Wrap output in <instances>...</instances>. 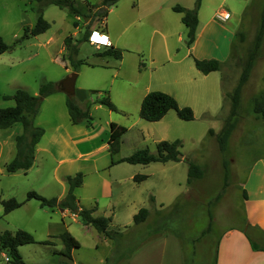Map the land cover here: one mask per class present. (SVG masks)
<instances>
[{
	"label": "rangeland",
	"instance_id": "374dc122",
	"mask_svg": "<svg viewBox=\"0 0 264 264\" xmlns=\"http://www.w3.org/2000/svg\"><path fill=\"white\" fill-rule=\"evenodd\" d=\"M86 1L98 4L101 0ZM195 2L196 0H192L189 8L194 7ZM37 3L34 0H0V35L11 45L7 51L0 54V107L14 104L11 98L3 96L12 94L16 88H22L29 93L35 90L38 92L39 84L44 78H49L56 83L73 72L71 70L60 74L61 68L50 61L48 53L52 52L51 50L56 51L62 45L65 36L74 31L76 35L73 39L77 43L78 57L93 61L99 59L96 53L101 48L96 49L94 45L89 44L88 39H83V36L86 26L90 32L99 29L103 24L102 18L92 22L82 18L81 28H74L71 14L56 5L49 6L43 13V17L50 26L42 35L29 36L18 42L24 27L33 26L37 20ZM221 10L230 13V18L224 22L214 17L215 13ZM197 12L199 22L197 31L202 24L205 22L208 24V20L212 21H209L210 23L195 41L194 46L189 49L185 43L186 28L176 17V29L183 33L181 41H177L175 37L171 38L174 44L171 52L176 55L168 60L162 57L161 61L156 63V70L154 69L152 73L147 71L141 62L146 56L140 51V47L136 53L126 54L124 57V71L135 86L142 87L149 84L151 88L171 94L180 106L191 107L193 119H181L174 109H170L162 118L161 124L144 120L139 116L140 103L134 104L135 91H131L129 102L122 103L118 97H115L113 89L111 101L117 107L124 106L127 109L126 113L112 111L103 106L99 110H93V118L101 119L102 124L107 113H110L113 118H118L120 125L126 127L120 142L121 152L126 155L144 147L149 148L151 152H156L158 137L160 140L178 138L182 143L180 160L167 163L150 162L137 166V173L147 175L146 185H149L147 189L151 192L146 194L142 207H146L150 215L148 221L139 225V229L136 228L132 235L128 230L125 232L128 238L122 241L120 249H131L142 242L143 238H148V235L156 228L153 225L156 219L157 224H155L159 225L156 229L160 234L169 233L179 239L189 264H213L216 244L221 234L231 226H242L244 223V182L256 160L264 157V121L256 118L251 110L252 97L264 87V0H200ZM48 35H53L55 41L49 45L51 50H44L40 43L43 37ZM93 37L101 39L97 37V34ZM141 41L139 44L144 46V33ZM250 56H252L250 70L247 79L241 85L235 115L230 116L233 127L224 147L221 148L214 131L219 130L225 118L230 115L231 101L227 94L231 93L239 83ZM193 57L217 58L222 62V67L208 78L199 75V78L194 79L191 72L193 74L195 71V75L198 74ZM144 61L147 63L146 60ZM79 81L80 76L76 82L79 83ZM105 91L108 92V88L94 89L90 92L87 96L92 97L91 104L97 103L98 97L104 96ZM55 95L53 99L58 98V100H51L40 108L39 117L37 120L33 119L35 125H38L36 123L38 120L42 122L44 128H48L56 120L68 122L66 106L68 94L59 91ZM73 97L76 99L75 96ZM144 123L148 128L154 126L152 135L146 137L141 135L140 130ZM210 130L212 132H209ZM22 131V125L19 122L9 128L0 129V139L5 141L0 144L2 145L1 200L11 197L16 200L22 199L25 190L30 186L38 188L36 171L10 173L4 167L5 160L15 152L14 140L9 134ZM187 160H191L203 169V176L193 178L190 184L186 183ZM52 164V161H44L41 172L49 179H53V187L40 190L56 195L60 192L61 186L55 180L56 174L53 173ZM77 168L79 167L71 169L72 174L81 172L85 184L77 188L76 193L83 192L87 180L91 178V173L85 175L86 167ZM61 172L63 171L59 170L58 175ZM36 189L31 190L37 191ZM150 196L154 197L153 201ZM119 218L127 219L126 216ZM76 219L77 222L74 223L70 216L64 217L65 222L70 224V228L78 234L83 221L79 215ZM51 220L60 222V211L57 208L40 206L39 201L34 198L8 213L3 212L0 204V231L14 232L17 229H25L37 240L35 243L23 244L25 245L21 248L23 256L41 259L46 252L48 263L59 264L58 249L48 254L44 246L46 243L40 242L45 239L50 240L46 231L47 222ZM129 227L133 228V226ZM54 230L51 228L49 231L53 233ZM63 230H65L63 227L56 228L58 234ZM80 240L83 243H90L87 237L81 236ZM32 247L37 249L35 253L31 251ZM84 250L90 253V246H84ZM114 252L115 246L109 253L112 262L117 257ZM122 261L124 258L114 264H123ZM2 262L3 257L0 254V264Z\"/></svg>",
	"mask_w": 264,
	"mask_h": 264
},
{
	"label": "crops",
	"instance_id": "0c3cea01",
	"mask_svg": "<svg viewBox=\"0 0 264 264\" xmlns=\"http://www.w3.org/2000/svg\"><path fill=\"white\" fill-rule=\"evenodd\" d=\"M191 3L192 0H117L114 4H112L113 6L111 8H108L107 14L102 17L103 24L99 28V30L107 36L109 43L107 45H96L89 42V44L94 45L96 49L101 48V50L96 53L99 59L93 61L80 58L78 57L77 52V58L82 59L85 62L79 64L76 70L73 69V66L65 56L66 48L64 45V39L62 45L55 51L49 48V45L55 41V37L53 35L43 37V41L40 43V45L44 48V50L52 51L48 53V56L51 62L55 63L61 68L59 73H67L71 70L75 73V93L73 96L76 97L75 101L81 108L88 107L91 118L89 120L81 119L78 122L73 123L68 113V122H66V120L60 122L56 120L53 122V124L48 126V128H44L40 120L36 121L38 124L36 126L43 127L44 132L41 135L39 141L35 144L34 160L32 165L27 170L18 169L14 172H10L15 173L18 171H27L28 173L30 170L36 171L38 176V188L36 189L30 186L29 189L25 190L24 198L26 197V193L29 190L36 189L39 194L47 198L55 196L60 199L67 191L68 185L66 182V176L73 175L71 169L73 167H79L77 169H83V167H86L85 175L87 173H91V178L87 180L85 185L86 187L83 192L78 191V193H76V189L85 184L84 179H82L80 185L74 189V195L78 200L75 205L78 208H93L94 210L92 214L94 216H109L111 221L108 225V228H111V230L113 229L120 232H126L129 226H134L133 215L140 207L143 206L146 194L151 192H149V189H147V187H149V185H146L147 179H143L139 182H136L133 179V176L137 173V166L145 164H133L126 161H119L122 157L127 156L121 152L120 148L117 152L113 154L110 153L108 145L110 122H115L117 124H120L121 122L118 120V118H113L110 113L106 114V119L104 120L103 124L100 123L101 119L93 118V110H99L101 107L106 106L99 102L91 104L92 97L87 95L94 89L104 90L105 88H108V92L105 91V95H108L109 98H111V90L113 89L115 97H118V99L124 103L127 101L129 102V95L131 91H135L134 104L139 105V103L141 104L143 96L148 91L157 90L151 88L149 84L142 87L135 86L134 83L128 78L127 72L124 71V57L126 54L136 53V51H138L137 49L140 47V51L146 56L145 59L141 60V62L145 69L152 73V71L156 70V63L161 61L160 59L162 57H164L165 60H168L171 59V56H175L176 54L171 52V50H173L172 47L174 46L171 38L173 39L175 37L177 41H181L183 37L182 31L180 30L178 32L176 29V17L180 20V22L183 23V21L182 13L173 10L172 7L178 4L189 8L191 7ZM51 5L53 4L42 7V15ZM36 8V10H38V3ZM219 12H216L214 15L216 20L224 22L230 18L229 16V18L226 20L218 19L217 14ZM71 19L72 26L74 28L80 29L82 17L71 14ZM209 21L212 20H208V24L210 23ZM74 23H76V25H74ZM208 24L205 22L201 25L199 31L196 29L198 32V34L197 32L196 34L198 36L195 35V39L191 45H187L189 49L194 46L195 41L200 37ZM185 28L187 33V27L185 26ZM43 33L44 32H41L33 36L42 35ZM143 33L144 46H141L139 43L142 42L141 37ZM68 35H72L73 39V37L76 35V31ZM97 37L104 39L98 34ZM72 41L74 42V39ZM102 46L105 47L102 48ZM108 46L121 49V57L115 58L112 55L98 54ZM109 58L112 59V61H110ZM144 60H146L147 63H145ZM194 67L196 68L195 64ZM215 71L217 70H213L208 73H202L196 68V73L198 75H195L194 71L193 74L191 72V76L194 79L199 78V75H203V78H208ZM79 76L80 81L77 83L76 80ZM47 81L51 80L49 78H44L41 83ZM59 91L61 90L58 89L57 91L42 98L39 108L33 119L37 120L40 115V108L45 103H50L51 100H58V98H53ZM30 94L37 95L38 92L35 90ZM101 97L102 96L98 97V99ZM115 111L126 113L127 109L124 106H118L117 110ZM162 118L153 122L156 124H161L163 122ZM153 128L154 126L148 128L144 123L140 133L143 137L152 135ZM220 129L214 132L217 133L220 131ZM20 133L9 134V136H11L10 138L14 140L15 152L13 155L10 154L12 156H9L10 158L5 160L4 167L6 163L13 159L16 154L15 138ZM157 141H160V137L157 138ZM4 142V139H0V144H3ZM1 152L2 145H0V154ZM48 160L50 162L52 161L53 173L56 174L55 180H57L58 184L61 186L60 192L56 195L52 194L51 192H42L40 190H47L48 187H53V179H49L41 172V166L43 165V162H47ZM112 160L115 162L112 163ZM167 162L168 161L162 163ZM59 170H62L63 172L58 175ZM244 188L246 198L243 200V206L246 223L252 226L256 225L264 230V157L257 159L254 166H252V169L244 182ZM24 198L18 200L23 201ZM26 201H24L23 204H25ZM48 208H57L60 211L61 216L60 222L57 220H51L47 222L48 229L46 232L49 236L48 238L50 239V242L46 243L44 246L48 254L51 251L58 249L59 261L62 260L60 251L64 248V244L59 237L56 228L63 227V229L67 230L79 242V246L73 247L71 249L72 264H106V258L109 256V253H111L114 246L115 249L117 247L116 241L105 237L92 225L86 224L84 222L82 227H80L81 231L79 230L80 232L77 234L70 228V224L66 223L64 220V217L68 215L72 221L76 223V217L78 216L77 212L59 206ZM120 216H126L127 219L121 220L119 218ZM51 228L55 229L53 233L49 231ZM81 236L87 237L90 243H83L80 240ZM124 239H126V237ZM124 239H122V241ZM86 245L90 246V253L85 252L84 246ZM23 246L25 245L19 246V252L26 264H50L47 262L48 255L46 252L44 258L41 259L24 257L23 253L21 252V248H23ZM36 250L37 249L35 247L31 248L33 253H35ZM0 254L3 257L2 264H4L9 259V254L7 251L1 248ZM125 256L126 257L124 258V261L121 262L123 264H185V256L179 239L169 233H159V235H155L143 240L142 242L136 244L134 250H132L130 253H127ZM215 264H264V251L255 250L251 247V244L240 225L231 226L230 228L225 229L217 241Z\"/></svg>",
	"mask_w": 264,
	"mask_h": 264
},
{
	"label": "trees",
	"instance_id": "16d2710c",
	"mask_svg": "<svg viewBox=\"0 0 264 264\" xmlns=\"http://www.w3.org/2000/svg\"><path fill=\"white\" fill-rule=\"evenodd\" d=\"M39 3L38 16L35 24L33 26L24 27V31L18 40L22 41L24 38L29 36L37 35L41 32L47 30L50 23L42 15V7L50 4L56 5L60 8H65L68 13L76 16H80L85 20L95 21L101 19L107 14L108 8L114 4L117 0H102L98 4H91L86 0H35ZM200 0H196L194 7L187 8L181 5H174L173 10L182 13V21L187 27L186 33V44L188 46L195 39L196 29L198 25L197 11L199 8ZM76 25V23H74ZM90 30L86 26V30L83 39H87ZM260 37H258L259 39ZM72 35H67L64 38V45L66 48L65 56L76 70L77 66L85 61L77 58L78 47L77 43L72 41ZM11 47L3 37L0 35V54L7 51ZM100 55H112L115 58H120L122 50L119 48H114L113 46H108L106 49L98 53ZM194 64L198 70L202 73H208L213 70L220 69L222 67V62L214 58H197L193 57ZM252 63V56H250L246 66L243 69V73L240 76V81L231 93L227 96L230 98V115L225 118L224 124L219 132L216 133L217 139L221 144V148L224 147L226 139L233 127L230 116L235 115V111L238 105V98L240 94V89L242 83L247 79L250 66ZM59 89L58 83L53 81H47L40 84L37 95H32L22 88H17L12 94L4 95V98H11L14 100V105L0 107V128H7L15 122H20L23 127V131L16 136V154L8 163L5 165V170L7 172H14L18 169L27 170L33 163L34 160V147L39 141L44 129L40 126L33 124V117L35 116L41 100L44 96L53 93ZM98 102L105 105L110 110H117L115 104L110 100L108 95L102 96L98 99ZM66 105L68 108V113L70 115L71 121L73 123L78 122L81 119L89 120L91 118L89 114L88 107L81 108L75 101L73 95H68L66 98ZM174 109L179 118L184 120L193 119V111L190 106L184 105L180 106L176 99L160 90L148 91L142 98L139 116L147 121H157L161 119L168 110ZM251 110L255 114L256 118H260L264 121V87L260 92L254 95L251 99ZM126 127L117 124L115 122H110V133L108 138L109 151L111 154L117 152L120 148L121 136L125 132ZM209 132H212L211 130ZM181 140L176 138L172 141L160 140L156 143V152H151L149 148L144 147L135 150L133 153L122 157L119 161H126L128 163H149L152 161L166 162L169 160L178 161L181 159ZM115 161L112 160V163ZM187 183L190 184L193 178H201L203 176V169L191 160H187ZM147 178L146 174L137 173L133 176L136 182H139ZM83 179V174L81 172H76L73 175L66 176L67 191L63 197L60 199L57 197L47 198L34 190H29L26 193V197L23 201H18L14 197L0 200V204L3 207V212L8 213L9 211L21 206L24 201L29 199H37L40 206L54 207L59 206L62 208H68L72 211L77 212L81 217L82 221L86 224L92 225L99 233H102L105 237L111 238L117 243L115 252L117 257L112 259L110 256L106 258V264H114L117 261L125 258L127 253L134 250L131 249H120V242L126 235L125 232H120L117 230H111L108 225L111 221L109 216L98 215L94 216L92 214L93 208H78L75 203H77V197L74 195V189L80 185ZM243 200L246 198L245 189H243ZM153 200V197H150ZM150 215L149 210L146 207H140L138 211L133 215V228H128L130 235L134 233L135 230L139 229L138 226L144 224L148 221ZM157 220H154V226L156 228ZM156 223V224H155ZM152 225V227H153ZM136 226V227H135ZM247 239L249 240L251 247L255 250L264 251V230L256 225H250L246 223L244 217V223L241 226ZM137 228V229H136ZM151 230L149 227H145ZM154 228L153 232L155 235H159L158 229ZM151 233V234H152ZM151 234L148 238L152 237ZM154 235V236H155ZM64 248L60 251L62 255V260L59 264H72L71 249L73 247L79 246V242L75 239L67 230H63L59 233ZM144 240L147 239L143 238ZM37 240L33 235L26 231L25 229H17L14 232L9 230L0 231V248L7 251L9 254V259L5 264H26L19 252L18 247L27 243H35ZM42 243H49L50 240L45 239L40 241ZM216 263V250L214 256V262ZM185 264H189L188 257L185 255Z\"/></svg>",
	"mask_w": 264,
	"mask_h": 264
},
{
	"label": "built area",
	"instance_id": "2783aa9c",
	"mask_svg": "<svg viewBox=\"0 0 264 264\" xmlns=\"http://www.w3.org/2000/svg\"><path fill=\"white\" fill-rule=\"evenodd\" d=\"M229 16H230V13L228 11H225V10H222L217 14V18L220 20H226L229 18ZM94 34H98L100 37L104 38V40L94 38L93 37ZM87 39L89 42L96 44V45H99V44L107 45L109 43L107 36L104 33H102L99 29L92 30L88 34Z\"/></svg>",
	"mask_w": 264,
	"mask_h": 264
},
{
	"label": "water",
	"instance_id": "95a60500",
	"mask_svg": "<svg viewBox=\"0 0 264 264\" xmlns=\"http://www.w3.org/2000/svg\"><path fill=\"white\" fill-rule=\"evenodd\" d=\"M75 78L74 72L69 73L58 82L59 89L68 95H73L75 93Z\"/></svg>",
	"mask_w": 264,
	"mask_h": 264
}]
</instances>
